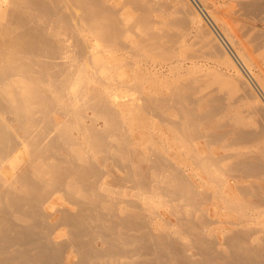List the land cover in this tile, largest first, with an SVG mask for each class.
Instances as JSON below:
<instances>
[{
    "label": "bare ground",
    "instance_id": "1",
    "mask_svg": "<svg viewBox=\"0 0 264 264\" xmlns=\"http://www.w3.org/2000/svg\"><path fill=\"white\" fill-rule=\"evenodd\" d=\"M4 1L0 264H264V0H96L127 103L82 0Z\"/></svg>",
    "mask_w": 264,
    "mask_h": 264
},
{
    "label": "rangeland",
    "instance_id": "2",
    "mask_svg": "<svg viewBox=\"0 0 264 264\" xmlns=\"http://www.w3.org/2000/svg\"><path fill=\"white\" fill-rule=\"evenodd\" d=\"M12 1L13 0H5L4 1L5 3L2 4V8L5 7L4 9H6L8 7L9 2H12ZM112 1L113 0H102V2H106V3L112 2ZM118 2L117 3L113 2V4H111V5H112L113 9L120 16L119 17V20L121 23L120 26L122 27L123 31L120 34H117V37H115V38L117 41L121 40L122 42H124V26H123V24H124V18H123L124 8L121 6L120 1H118ZM76 4H77V7L79 8L77 10L78 14L76 16V21L78 20V24L76 25V27L80 28V30H82V33H81V35L74 33L73 36L81 37V38L83 37V39L86 40V42L88 41L90 43V45L92 46L91 51L96 52L94 59L92 58V60H95L98 63V65H95L93 67V69L97 71L96 77L101 81L99 84L104 83L106 85V83H107V86H109V88H106L104 85L100 86L99 84H97V86H99L100 89L103 90L109 97L114 95V100H116V101H122L125 103H127L128 101L137 102L138 101L137 100V97H138L137 92H135L132 89H128L126 87V85L130 84L132 82H137L139 79H141L142 76L136 72H130L124 77L118 73L109 74V71H111V70L118 71V70L122 69V67L119 65V63L124 62L125 57H123V56L125 54L123 52L124 49H120V47H118L116 40L115 41L114 40L105 41V38L110 36L111 32H110V27L107 26L106 24H104V21H103V18L109 16L107 14L108 12L105 11V9H104V5H100V7H99L96 3V0L76 1ZM101 7L103 10L101 9ZM98 8H99V10H98ZM24 12L25 11H22L21 9H17L16 11H14V13H24ZM39 15L40 14L38 13L37 16H39ZM36 18L40 20L42 17H36ZM53 19L55 20V18H53ZM88 26L91 27L92 29H95L96 32L93 33V32L87 31ZM256 29H258V30L263 29L264 30V20L261 22H259V21L256 22ZM85 30H86V32H85ZM70 38H72V36ZM68 54H69V52H64L63 55L67 56ZM109 54H116V56L118 57V59H116L117 61H115L116 63L115 62L108 63ZM127 58L131 61H135L136 64L134 66H132V68L134 70H139L142 68V66L140 65V60H138V59L134 60V58L133 59L130 58L129 55L126 56V59ZM151 59H149V62L156 63L155 58H153L152 60ZM105 63H107V64H105ZM149 68L152 69L151 66H149ZM163 68L161 70H164ZM125 72L126 71L124 70V73ZM87 77H88L87 79L89 80L93 76L91 74H88ZM109 97H107V98H109ZM111 98L112 97H110V99ZM86 113L91 115V113L89 111H87ZM124 116H128V115H124ZM151 120H152V123L155 122V120H153V119H151ZM98 125L101 126L102 121H98ZM138 133L139 132H137V134ZM137 134H135V137L137 136ZM221 219H223V218H221ZM217 226H219V225L214 224V225L210 226V228H216Z\"/></svg>",
    "mask_w": 264,
    "mask_h": 264
}]
</instances>
